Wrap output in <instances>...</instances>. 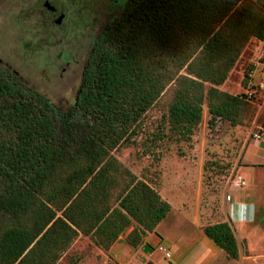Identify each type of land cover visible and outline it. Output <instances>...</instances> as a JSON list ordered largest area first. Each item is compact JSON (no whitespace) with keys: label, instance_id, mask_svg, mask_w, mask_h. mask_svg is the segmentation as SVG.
I'll return each instance as SVG.
<instances>
[{"label":"trees","instance_id":"trees-1","mask_svg":"<svg viewBox=\"0 0 264 264\" xmlns=\"http://www.w3.org/2000/svg\"><path fill=\"white\" fill-rule=\"evenodd\" d=\"M259 6L260 13L242 0H127L94 42L65 111L0 66V264H57L79 235L107 252L132 225V247L154 232L170 205L113 151L133 142L173 82L164 119L175 139L190 140L204 102L210 130L218 121L239 125L247 96L218 87L251 38L264 42ZM122 176L129 180L119 183ZM203 233L238 259L229 222Z\"/></svg>","mask_w":264,"mask_h":264},{"label":"rangeland","instance_id":"rangeland-1","mask_svg":"<svg viewBox=\"0 0 264 264\" xmlns=\"http://www.w3.org/2000/svg\"><path fill=\"white\" fill-rule=\"evenodd\" d=\"M260 1L264 2L242 3H251L260 13ZM126 3L74 0L67 19L57 26V18L51 19L35 0H0V66L61 111L68 110L94 42ZM251 71L253 76L245 81ZM260 82H264V42L251 38L218 87L232 95L253 91L241 123L218 121L210 130L204 102L201 121L187 141L169 135L164 118L177 87L169 84L144 115L133 142L113 151L124 169L147 182L170 205L169 213L159 229L146 233L136 247L125 240L132 225L107 252L96 250L88 239L76 238L57 264H264V140L257 142L251 135L256 127H264V89L256 86ZM239 178L244 182L240 186ZM118 179L122 183L129 176ZM249 206L255 213L247 222ZM236 209L243 211L241 224L232 221ZM219 222H229L234 230L242 251L237 260L217 253L219 249L204 236L205 226Z\"/></svg>","mask_w":264,"mask_h":264},{"label":"flooded vegetation","instance_id":"flooded-vegetation-1","mask_svg":"<svg viewBox=\"0 0 264 264\" xmlns=\"http://www.w3.org/2000/svg\"><path fill=\"white\" fill-rule=\"evenodd\" d=\"M73 1L74 0H35V2L39 5L41 10H43L47 15H49V17H51V19H55V18H58L60 15H64L62 22L67 19V16L69 13V7L71 6V3ZM46 2L49 3V5L52 9H48L45 7ZM54 21H56V19ZM60 25H57V26H60ZM0 63H1V61H0Z\"/></svg>","mask_w":264,"mask_h":264},{"label":"crops","instance_id":"crops-1","mask_svg":"<svg viewBox=\"0 0 264 264\" xmlns=\"http://www.w3.org/2000/svg\"><path fill=\"white\" fill-rule=\"evenodd\" d=\"M246 163V162H245ZM248 164V163H247ZM251 165H253V164H255V165H257L258 163H250ZM258 165H260V164H258ZM262 165V164H261ZM239 170H243V167H240L239 168ZM240 203H247V202H240ZM255 211V208L253 209V207H251V206H249V207H247V216L245 217V220L244 221H247V222H249V221H252L253 220V215H254V212ZM169 213V212H168ZM241 213L243 214V211L242 210H240V209H236V211H235V215H234V218H233V220L232 221H234V222H237L238 224H241L242 223V218L244 217V214H243V216L241 215ZM167 216V215H166ZM164 220V219H163ZM162 220V221H163ZM161 221V222H162ZM161 222L157 225V227H156V230H158L159 229V225L161 224ZM231 222V221H230ZM232 223V222H231ZM234 235H235V233H234ZM205 236V235H204ZM81 237H83L84 239H88V240H90L89 239V237H86V236H82V235H79L77 238H81ZM206 237V236H205ZM207 238V237H206ZM208 239V238H207ZM235 239H236V236H235ZM120 240V237L118 238V240H116L113 244H112V246L115 244V243H117L118 241ZM211 241V240H210ZM90 242H91V244L94 246V248L96 249V250H99L100 252H102V250L100 249V248H98L97 246H95V244L90 240ZM212 242V241H211ZM236 242H237V239H236ZM73 243V242H72ZM213 243V242H212ZM214 244V243H213ZM237 244H238V242H237ZM215 245V244H214ZM111 246V247H112ZM216 246V245H215ZM211 247L212 248H214L212 245H211ZM217 247V246H216ZM238 247H239V257L242 255V251H241V248H240V245L238 244ZM218 248V247H217ZM219 249V248H218ZM221 251V252H220ZM104 252V251H103ZM217 253H221L223 256H226V255H224L225 253L221 250V249H219V251L217 250ZM238 257V258H239Z\"/></svg>","mask_w":264,"mask_h":264},{"label":"built area","instance_id":"built-area-1","mask_svg":"<svg viewBox=\"0 0 264 264\" xmlns=\"http://www.w3.org/2000/svg\"><path fill=\"white\" fill-rule=\"evenodd\" d=\"M253 71H251V73L249 74V77L253 76L252 73ZM257 88L259 89H264V82H260V83H257ZM245 95L247 96V98H251L252 97V94H253V91L252 90H245ZM252 137L254 138L255 141L257 142H260L262 140H264V127H261V126H258L255 128V130H253L252 132ZM241 184H244V182L239 178L238 182H237V185L240 186ZM167 256H170L169 254H167Z\"/></svg>","mask_w":264,"mask_h":264},{"label":"water","instance_id":"water-1","mask_svg":"<svg viewBox=\"0 0 264 264\" xmlns=\"http://www.w3.org/2000/svg\"><path fill=\"white\" fill-rule=\"evenodd\" d=\"M45 7L48 8V9H52V8L50 7V5H49L48 2L45 3ZM63 18H64V15H60V16L56 19L55 24H56V25H60V24L62 23Z\"/></svg>","mask_w":264,"mask_h":264}]
</instances>
